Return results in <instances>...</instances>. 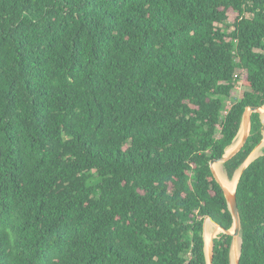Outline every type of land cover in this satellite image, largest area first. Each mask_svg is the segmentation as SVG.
<instances>
[{"label": "trees", "instance_id": "obj_1", "mask_svg": "<svg viewBox=\"0 0 264 264\" xmlns=\"http://www.w3.org/2000/svg\"><path fill=\"white\" fill-rule=\"evenodd\" d=\"M249 107L264 0H0V264H208L206 218L234 223L210 164ZM263 139L253 113L229 180ZM237 204L240 264H264V149Z\"/></svg>", "mask_w": 264, "mask_h": 264}, {"label": "water", "instance_id": "obj_2", "mask_svg": "<svg viewBox=\"0 0 264 264\" xmlns=\"http://www.w3.org/2000/svg\"><path fill=\"white\" fill-rule=\"evenodd\" d=\"M253 113H259V114H261V116H264V107H261V108L249 107V108H247L245 110V112L243 114L241 128H240V130L238 132L237 137L234 140V143H236V144L234 145V143H233L234 146L232 145L231 147H229L226 150V153L222 157V159L214 160L210 164L212 172H213V175H214L216 181L223 188V191H224L227 203H228V207H229V210H230V212L232 214L234 223H233V227L230 230H225L224 228H222L218 224L214 223L210 218H206V220L204 222V240H205L206 258H207V263L208 264H214V248H215L214 239L216 237L212 236V237H210L208 239L206 238L205 232H206V223H207V221H210L215 226V228L220 230V231H222L223 234L232 236L233 237V243L238 238H241V219H240V214H239L238 204H237V186H238L239 180H240L243 172L246 170V168L254 160L252 162H249V163H248V159L249 158L246 160V162L244 163V165L240 169V177H239L238 183L236 185V188L233 191L228 189V188H226L224 186L222 180L220 179V176L217 173L215 165H217L219 163L224 165L226 162L231 160L234 156H236L243 149V147L245 146V144H246V142H247V140H248V138L250 136L251 117H252ZM263 143H264V139H263V141L261 142V144L258 147L263 145ZM240 254H241V247H240ZM240 254H239L238 258L236 259L235 264H240ZM230 257H231V264H233V261H232V248H231Z\"/></svg>", "mask_w": 264, "mask_h": 264}, {"label": "bare ground", "instance_id": "obj_3", "mask_svg": "<svg viewBox=\"0 0 264 264\" xmlns=\"http://www.w3.org/2000/svg\"><path fill=\"white\" fill-rule=\"evenodd\" d=\"M264 146V143H263ZM257 157V153L255 152L253 155L250 156V158L248 159V163L252 162L253 160H255ZM216 167L217 173L218 175L222 178V182L224 184V186L230 190H234L236 188V185L238 183L239 177H240V171L236 174L235 178L233 180H228L224 175H222V171L218 170V167ZM210 227H212L211 222L207 221L206 223V238H210L211 237V233H210ZM218 230V229H217ZM220 231V230H219ZM240 241L237 239L234 244H233V249H232V261H236V259L238 258L239 254H240Z\"/></svg>", "mask_w": 264, "mask_h": 264}, {"label": "rangeland", "instance_id": "obj_4", "mask_svg": "<svg viewBox=\"0 0 264 264\" xmlns=\"http://www.w3.org/2000/svg\"><path fill=\"white\" fill-rule=\"evenodd\" d=\"M239 89V91H243L244 90V88L243 87H239L238 88ZM238 101V98H237V95H236V97H234V98H232V99H229V100H227V106H231V104H233V103H235V102H237ZM262 119H263V123H264V116H262ZM238 140V139H237ZM237 142V141H236ZM236 143H234V145H235ZM233 145V146H234ZM263 149H264V146L263 145H261L260 147H258L253 153H252V155L256 152L257 153V157H256V159L258 158V157H260L262 154H263ZM250 158V157H249ZM215 166H217L218 167V170H221L222 171V175H224L227 179H228V177H227V175H226V172H225V170H224V166H223V164H221V163H219V164H217V165H215ZM216 168V167H215ZM240 170H238L237 172H236V174L239 172ZM236 174H235V176H236ZM235 176H234V178H235ZM233 178V179H234ZM220 179L222 180V178L220 177ZM229 180V179H228ZM211 225H212V227H210V233L211 234H213L214 235V233L215 232H217V229L215 228V226L211 223ZM220 233H222V231H219ZM220 235V234H219ZM216 237H217V235H216ZM238 240L240 241V244H241V238H238ZM234 244V243H233ZM232 249H233V245H232ZM233 264H235V260L233 261Z\"/></svg>", "mask_w": 264, "mask_h": 264}]
</instances>
